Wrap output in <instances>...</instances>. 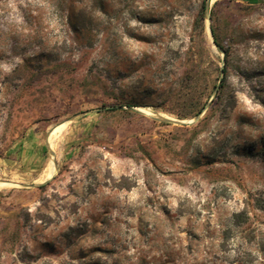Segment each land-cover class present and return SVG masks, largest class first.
<instances>
[{
    "label": "rangeland",
    "instance_id": "rangeland-1",
    "mask_svg": "<svg viewBox=\"0 0 264 264\" xmlns=\"http://www.w3.org/2000/svg\"><path fill=\"white\" fill-rule=\"evenodd\" d=\"M206 1L0 0V264H264V0Z\"/></svg>",
    "mask_w": 264,
    "mask_h": 264
},
{
    "label": "bare ground",
    "instance_id": "bare-ground-1",
    "mask_svg": "<svg viewBox=\"0 0 264 264\" xmlns=\"http://www.w3.org/2000/svg\"><path fill=\"white\" fill-rule=\"evenodd\" d=\"M211 1H213V0H211ZM64 127H65V124L60 125L56 128H53L52 131L50 132L49 139H48L49 140L48 146H49V148L53 154H54V151L57 150L59 145L61 144ZM53 173H54V163H53V158H51L49 163H48V166H47L46 170L44 171L43 175L41 176L40 180L42 181V180H45L46 178H50L53 175Z\"/></svg>",
    "mask_w": 264,
    "mask_h": 264
},
{
    "label": "water",
    "instance_id": "water-1",
    "mask_svg": "<svg viewBox=\"0 0 264 264\" xmlns=\"http://www.w3.org/2000/svg\"><path fill=\"white\" fill-rule=\"evenodd\" d=\"M208 11H209V0L206 1L205 8H204V12H205V15H206V16H208ZM214 46L216 47V49H217L220 53L222 52L221 49H220L218 46H216L215 44H214ZM222 61H223V57H222ZM220 73H221V74L223 73V69H222V68H221V70H220ZM216 90H217V87L215 88L214 93L216 92ZM82 115H84V113H80V114H78V115L72 116V117L70 118V120H74V119H76L77 117L82 116ZM200 116H201V113L198 114V115H196V116L193 118L192 122H196V121H198L199 118H200ZM153 118H154L155 120H157L158 122L163 123V124H173V125H176V126H183V125L186 124V122H184V121H179V120L169 119V118L161 117V116H159V115L154 116ZM189 123H191V122H189ZM47 136H48V135H47ZM46 140H47V137H46V139H45V143H46ZM46 148H47L48 153H49L51 156H53V153H52V151L48 148L47 143H46ZM54 169L56 170V165H55V164H54ZM12 185H13V184H12ZM23 187H27V186H23Z\"/></svg>",
    "mask_w": 264,
    "mask_h": 264
},
{
    "label": "trees",
    "instance_id": "trees-1",
    "mask_svg": "<svg viewBox=\"0 0 264 264\" xmlns=\"http://www.w3.org/2000/svg\"><path fill=\"white\" fill-rule=\"evenodd\" d=\"M205 8V5L203 4V9ZM79 24H82V22L81 21H79L78 22ZM216 42V41H215ZM216 44L217 45H219L217 42H216ZM223 71H224V69H223ZM112 110H115L114 108H112V109H110V111H112ZM43 186H41L40 188H42Z\"/></svg>",
    "mask_w": 264,
    "mask_h": 264
}]
</instances>
